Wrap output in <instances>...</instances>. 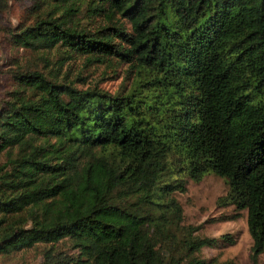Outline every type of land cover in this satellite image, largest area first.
<instances>
[{"label": "trees", "instance_id": "trees-1", "mask_svg": "<svg viewBox=\"0 0 264 264\" xmlns=\"http://www.w3.org/2000/svg\"><path fill=\"white\" fill-rule=\"evenodd\" d=\"M46 1L60 11L36 14L35 0L28 22L5 29L48 68H3L0 253L40 242L37 264H209L198 249L233 238L195 233L171 193L184 188L181 172L212 171L228 185L218 201L246 210L255 263L264 0ZM72 54L123 62L128 84L76 86L59 73Z\"/></svg>", "mask_w": 264, "mask_h": 264}, {"label": "rangeland", "instance_id": "rangeland-1", "mask_svg": "<svg viewBox=\"0 0 264 264\" xmlns=\"http://www.w3.org/2000/svg\"><path fill=\"white\" fill-rule=\"evenodd\" d=\"M33 1L35 0H1L3 6L0 8V103L11 89L10 80L3 69L9 62L13 61L21 66H37L43 70L48 68L44 61L30 59L34 52L12 45L5 35L7 27L30 20L26 8L30 7ZM57 6L51 1L36 0L34 12L36 14H42L47 10L59 12ZM76 15L75 17H80ZM84 24L91 26L88 23ZM124 25L126 28L129 26L126 21ZM57 54L60 57L59 52L54 56ZM124 67L123 62L120 63L113 58L101 62H84L82 55L72 54L63 60L59 73L78 87L96 84L113 91L121 83L127 85L129 82V78L124 76ZM2 159L3 156H0V160ZM178 176L184 188L175 189L171 194L181 207V222L198 225L195 233L199 235L218 236L220 233H228L233 238L231 242L219 240L214 246H202L196 252L197 255L206 259L209 264H264V250L257 255L255 263H252L249 257L251 239L246 227V210L235 209L231 203L218 201L228 189L225 178L212 171L205 172L197 181L192 180L186 172H181ZM42 246L43 244L38 242L33 246L0 253V264H37L41 259Z\"/></svg>", "mask_w": 264, "mask_h": 264}]
</instances>
